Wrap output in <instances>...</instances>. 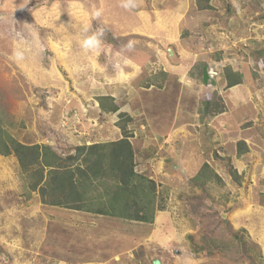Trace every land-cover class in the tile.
I'll return each mask as SVG.
<instances>
[{
    "label": "rangeland",
    "instance_id": "374dc122",
    "mask_svg": "<svg viewBox=\"0 0 264 264\" xmlns=\"http://www.w3.org/2000/svg\"><path fill=\"white\" fill-rule=\"evenodd\" d=\"M212 5L198 10L196 0H0V124L18 140L48 143L62 155L88 140L122 138L124 125L137 170L153 175L144 169L146 149H139L148 124L164 131L161 124L177 120L174 97L145 88L153 77L169 80L164 64L189 58L195 62L190 75L198 80L217 60L242 82L254 81L241 126L264 136V0ZM226 67L219 73L225 78ZM108 95L118 111L101 107L100 97ZM107 127L110 136H95ZM167 147L163 161L159 154L151 161L170 173L166 182L156 180L160 211L168 214L161 224L43 204L16 156L0 154V264H264V180L247 173L238 190L231 160L216 149L210 171L221 172L223 183L191 181L182 162L171 158L175 146Z\"/></svg>",
    "mask_w": 264,
    "mask_h": 264
},
{
    "label": "trees",
    "instance_id": "16d2710c",
    "mask_svg": "<svg viewBox=\"0 0 264 264\" xmlns=\"http://www.w3.org/2000/svg\"><path fill=\"white\" fill-rule=\"evenodd\" d=\"M212 1L196 0L198 10L211 9ZM225 71L227 88L242 83L241 77L229 67ZM205 98V105L210 106L212 113L224 109L222 98L217 93L205 95ZM105 99L112 100L111 106L104 105ZM113 100L110 95L101 96V107L108 112L118 111L119 106ZM122 130V138L76 144L73 153L62 155L48 143L22 142L0 124V154L16 156L28 188L39 194L43 204L153 223L156 212L164 210L158 196V184L150 175L137 170L131 133L124 125ZM238 146L240 154L246 142L240 141ZM212 169L209 163H204L191 181L206 184L214 179L223 183L216 171H210ZM230 173L241 185L243 176L232 164Z\"/></svg>",
    "mask_w": 264,
    "mask_h": 264
},
{
    "label": "crops",
    "instance_id": "0c3cea01",
    "mask_svg": "<svg viewBox=\"0 0 264 264\" xmlns=\"http://www.w3.org/2000/svg\"><path fill=\"white\" fill-rule=\"evenodd\" d=\"M219 38L218 40L220 43H223L222 38ZM164 65L167 67H165V70H163V74H166L169 80H157L156 77H153L150 79L149 85L145 89L147 91L158 90L160 93L164 94L165 92L170 94V97H174V113L176 114L177 122L173 124L170 122L169 125L173 126L172 129L174 128V131H176L174 135H172L170 134L172 130L169 129V125L165 126L163 123L160 125L161 129H166L164 131H156L155 127H152L150 124H148L147 128L149 134L145 135L144 142L141 143L143 145L139 149H143V153H145V149L147 151L146 157H148L149 162L147 165H145L144 169L148 168L153 175L155 174V176H150L155 180L161 179L162 182L164 179V182H166L167 176L170 173L167 171V169L163 168L164 164H159L160 167H156L154 164L152 165V162H154L156 155L158 154L160 155V160L163 161L162 157L164 154L167 152L169 153L167 144L170 143V146H175V152L173 151L171 153V158L175 159V162H182L184 168H182L181 172H190L192 177L198 174L205 162L210 164L209 159L213 157V154L217 149L221 158H230L234 168L237 169L240 175L243 176L248 173L253 177L254 181L257 178L259 180H264V151H260V149H262L261 146L264 150V136L262 134H256L253 127H251V129L250 127L247 129L244 127L242 128L241 126L242 121L245 120V115L248 114L241 110V107L246 105V102L248 101L247 97L251 93L248 87L252 85L254 81L248 78V82L244 81L240 84L227 88V78L222 76V74H219L216 78L210 79L207 76V72L204 70L202 78L199 80L196 79V77L190 75V70L192 67H194L195 62H192L189 58H177L172 60V62H167ZM189 80L191 81L189 82ZM203 87L206 88V90L210 88L211 92H204ZM200 88L202 89V92L200 93L203 94L202 96H200L198 92V90L200 91ZM214 92L223 99L224 109L218 113H212L209 111V106L205 105L206 115L202 118L200 108H202L203 101H205V99H203L204 95H209L211 93L215 94ZM245 92H247V94ZM256 93L258 92L255 91V94ZM113 96L115 97V95ZM260 101L264 104V95L260 97ZM149 103L151 106H153L155 101L151 99ZM150 109H152V107H150ZM235 116L238 119L237 122L233 121L236 120L234 119ZM114 126L115 125L112 124L111 127ZM106 129H108V127L99 130L95 136L100 135V138H104L106 135L107 137L110 136L112 133H109L108 135V130ZM240 141L246 142L247 149L245 147L242 153L239 154L238 142ZM89 142L90 140L86 141L85 143L87 144ZM80 144H83V142ZM157 145L159 146L158 151L154 147ZM151 167L155 168L151 169ZM159 168L162 173L160 175H156ZM193 168L198 169L195 172L196 174L192 173L195 171ZM219 173L221 175V172ZM176 175L181 177L183 174ZM235 186L238 190L241 189V185L236 183ZM164 212L165 211H160V214L155 217V223L159 222L161 224L162 219L168 217V214H165ZM86 214H88V212H86ZM109 218L113 219L115 217ZM118 220L146 224L137 221ZM150 232L151 230L149 229L148 233L146 234L149 239L151 237ZM124 236L128 237L127 234ZM145 236L143 239H146ZM149 245V248L152 247V244ZM122 249L128 251L126 245L122 246L121 250Z\"/></svg>",
    "mask_w": 264,
    "mask_h": 264
},
{
    "label": "built area",
    "instance_id": "2783aa9c",
    "mask_svg": "<svg viewBox=\"0 0 264 264\" xmlns=\"http://www.w3.org/2000/svg\"><path fill=\"white\" fill-rule=\"evenodd\" d=\"M263 63V62H262ZM264 65V63H263ZM223 64H221L219 61L217 60H211L208 63V75L210 79L215 78L218 75V69L219 67H222Z\"/></svg>",
    "mask_w": 264,
    "mask_h": 264
},
{
    "label": "clouds",
    "instance_id": "9594fccd",
    "mask_svg": "<svg viewBox=\"0 0 264 264\" xmlns=\"http://www.w3.org/2000/svg\"><path fill=\"white\" fill-rule=\"evenodd\" d=\"M87 44H88V42L86 41V42H85V46H87ZM225 67H226V65H223V67H219V69H218V75H219L220 71L223 70ZM220 69H221V70H220ZM206 71H207V74H208V64H207V70H206ZM218 75H217V76H218ZM217 76H216V77H217ZM208 77H209V75H208ZM216 77H215V78H216Z\"/></svg>",
    "mask_w": 264,
    "mask_h": 264
},
{
    "label": "bare ground",
    "instance_id": "6f19581e",
    "mask_svg": "<svg viewBox=\"0 0 264 264\" xmlns=\"http://www.w3.org/2000/svg\"><path fill=\"white\" fill-rule=\"evenodd\" d=\"M246 116V115H245Z\"/></svg>",
    "mask_w": 264,
    "mask_h": 264
}]
</instances>
